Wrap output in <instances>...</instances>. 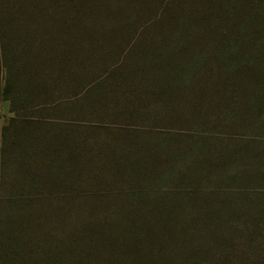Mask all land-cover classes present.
I'll return each mask as SVG.
<instances>
[{"label":"trees","instance_id":"obj_1","mask_svg":"<svg viewBox=\"0 0 264 264\" xmlns=\"http://www.w3.org/2000/svg\"><path fill=\"white\" fill-rule=\"evenodd\" d=\"M124 45L133 50L110 64ZM98 68L111 81L98 100L113 101L112 112L99 106L113 116L177 124L185 122L178 113L189 112L193 125L211 114L213 123L221 114L257 117L264 111V0H0V105L7 113L0 264H217L232 240L220 213L167 207L135 215L120 206L88 219L74 212L89 178L125 185L128 199L145 204L143 182L197 180L225 162L209 150L160 158L149 148L132 158L111 153L106 173L92 175L70 139L42 129L35 115ZM260 163L233 166L229 179L264 180ZM246 239L259 251L256 264H264V230H248Z\"/></svg>","mask_w":264,"mask_h":264},{"label":"rangeland","instance_id":"obj_2","mask_svg":"<svg viewBox=\"0 0 264 264\" xmlns=\"http://www.w3.org/2000/svg\"><path fill=\"white\" fill-rule=\"evenodd\" d=\"M123 47L120 54L109 58L110 64L125 58L127 47L133 50L129 45ZM101 70L98 68L92 76L73 83L70 91L60 93L35 115L42 121V129L70 139L76 154L86 162L85 168L92 170V175L106 173L111 167V153L116 158L127 155L132 158L137 151L138 155L145 154L149 148L150 155L160 158L177 156L186 150H190L189 153L209 150L224 154L225 162L224 167L221 164L216 168L208 166L206 175L197 180L185 179L183 175L173 181L143 182L138 192L144 198L141 203L145 204L128 199L125 185L110 183L103 177L89 178L78 187L80 196L74 200V212L88 219L117 214L120 206L135 215L163 212L167 207L181 215L220 213L228 217L224 230L232 240L223 245L224 249H219L217 264H256L259 251L246 237L248 230H264V180L253 175L251 179L248 176L245 180L229 179V170L257 161L264 169V111L257 117L248 115L240 121L225 120L221 114L219 123L211 121V114L208 122L201 125H193L195 118L189 112L178 113L185 122L177 124L113 116L99 106L103 103L109 108L106 111L112 112L113 101L98 100L111 82ZM3 112L6 113L5 107L0 105V129ZM132 145L138 147H127ZM119 163L123 167L127 165ZM189 202L196 208L187 209ZM231 208L236 209L232 211ZM228 235L224 236L223 242L229 241Z\"/></svg>","mask_w":264,"mask_h":264},{"label":"crops","instance_id":"obj_3","mask_svg":"<svg viewBox=\"0 0 264 264\" xmlns=\"http://www.w3.org/2000/svg\"><path fill=\"white\" fill-rule=\"evenodd\" d=\"M2 111H3V110H2ZM5 111H6V110H5ZM4 114H5V112H3V113H2V116H1V117H2V124H1V127H2V125H3V115H4ZM6 114H7V113H6ZM0 135H1V129H0Z\"/></svg>","mask_w":264,"mask_h":264}]
</instances>
